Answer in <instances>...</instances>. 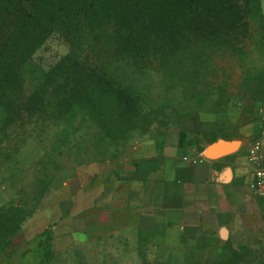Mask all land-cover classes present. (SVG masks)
<instances>
[{
  "label": "rangeland",
  "instance_id": "rangeland-1",
  "mask_svg": "<svg viewBox=\"0 0 264 264\" xmlns=\"http://www.w3.org/2000/svg\"><path fill=\"white\" fill-rule=\"evenodd\" d=\"M234 2L236 33L190 40L149 66H109L134 97L128 107L106 96L62 98L51 72L75 51L60 31L50 34L26 69L27 106L19 114L0 111V226L5 214L26 218L0 237V264H264L257 196V212L243 214L225 236L196 239L136 234L133 215L91 206L131 167L140 139L210 123L217 130L194 141L254 139L264 105V0ZM75 56L97 64L87 48Z\"/></svg>",
  "mask_w": 264,
  "mask_h": 264
},
{
  "label": "trees",
  "instance_id": "trees-1",
  "mask_svg": "<svg viewBox=\"0 0 264 264\" xmlns=\"http://www.w3.org/2000/svg\"><path fill=\"white\" fill-rule=\"evenodd\" d=\"M234 4V0H0V111L19 114L27 106L26 69L55 31L69 38L75 51L51 72L57 86L64 87L60 96L67 102L88 103L106 96L128 107L134 97L109 66L118 62L149 66L190 40L212 33L232 35L239 23ZM216 22L220 24L215 28ZM83 47L97 64L82 63L75 56ZM3 218L0 237L15 233L26 219L11 221L6 214Z\"/></svg>",
  "mask_w": 264,
  "mask_h": 264
},
{
  "label": "crops",
  "instance_id": "crops-1",
  "mask_svg": "<svg viewBox=\"0 0 264 264\" xmlns=\"http://www.w3.org/2000/svg\"><path fill=\"white\" fill-rule=\"evenodd\" d=\"M207 128L182 124L164 135L138 140L118 182L104 186L100 204L133 215L129 229L177 238L196 239L204 233L226 234L245 213L257 212L256 196L250 189L247 152L253 140L217 135L194 141ZM219 141L231 150L209 157L205 152Z\"/></svg>",
  "mask_w": 264,
  "mask_h": 264
},
{
  "label": "built area",
  "instance_id": "built-area-1",
  "mask_svg": "<svg viewBox=\"0 0 264 264\" xmlns=\"http://www.w3.org/2000/svg\"><path fill=\"white\" fill-rule=\"evenodd\" d=\"M258 115V133L247 152V168L252 174L250 189L264 208V105Z\"/></svg>",
  "mask_w": 264,
  "mask_h": 264
},
{
  "label": "water",
  "instance_id": "water-1",
  "mask_svg": "<svg viewBox=\"0 0 264 264\" xmlns=\"http://www.w3.org/2000/svg\"><path fill=\"white\" fill-rule=\"evenodd\" d=\"M231 150L229 146H227L226 142L219 141L217 143L212 144L209 146L205 152L206 156L212 157L217 155L219 152H227Z\"/></svg>",
  "mask_w": 264,
  "mask_h": 264
}]
</instances>
